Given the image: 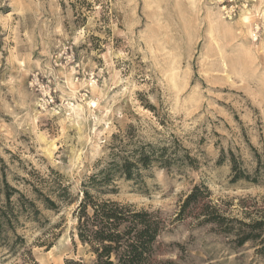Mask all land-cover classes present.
I'll return each instance as SVG.
<instances>
[{
  "label": "rangeland",
  "instance_id": "obj_1",
  "mask_svg": "<svg viewBox=\"0 0 264 264\" xmlns=\"http://www.w3.org/2000/svg\"><path fill=\"white\" fill-rule=\"evenodd\" d=\"M220 1L0 0V214L7 187L37 209L9 189L0 264L95 260L77 234L82 184L130 129L128 149L179 146L170 171L103 196L163 220L154 259L264 264V0H240L248 8L232 20ZM231 154L259 182L235 181ZM195 187L208 196L184 211Z\"/></svg>",
  "mask_w": 264,
  "mask_h": 264
},
{
  "label": "trees",
  "instance_id": "obj_2",
  "mask_svg": "<svg viewBox=\"0 0 264 264\" xmlns=\"http://www.w3.org/2000/svg\"><path fill=\"white\" fill-rule=\"evenodd\" d=\"M114 145L108 160L102 163L96 172L91 174L82 184L83 197L76 210L78 219L77 234L83 245H88L95 256V260L89 264H173L154 259L155 243L164 230V222L157 215L147 210H138L131 204H124L112 199H104L103 196L115 194L117 181H137L142 178V172L157 166L170 171L174 165L180 162L179 146L171 151L167 147H158L152 144L133 146L135 137L133 129H130ZM127 138V139H125ZM127 140V142H126ZM193 166L191 157L184 155ZM231 162L234 171V180H246L259 182L258 175L247 174L235 156L231 154ZM260 173V168L256 174ZM55 175V183L60 193L56 198L66 200L69 195V187L64 185L58 174ZM6 200L8 209L2 210L0 214V233L4 225H12L11 197L12 192L18 193L19 203L22 210L32 211L36 214V204L31 199L25 198L23 194L13 188L7 187ZM36 188V187H35ZM12 192H10V190ZM199 187H195L187 197L184 211L192 204L197 203L200 198L208 196ZM38 200L42 197L47 209H57L56 201L50 196H44L36 188ZM55 194V193H54ZM207 222L221 224L220 215L209 207L204 208ZM66 264H88L82 259L68 260Z\"/></svg>",
  "mask_w": 264,
  "mask_h": 264
},
{
  "label": "built area",
  "instance_id": "obj_3",
  "mask_svg": "<svg viewBox=\"0 0 264 264\" xmlns=\"http://www.w3.org/2000/svg\"><path fill=\"white\" fill-rule=\"evenodd\" d=\"M220 2L223 16L229 20L237 17L241 10L248 8V4L241 3L240 0H221ZM260 30L259 23L255 24L253 33L256 40L259 37ZM53 102L54 99L51 95H48V97L43 100L45 106H50Z\"/></svg>",
  "mask_w": 264,
  "mask_h": 264
},
{
  "label": "bare ground",
  "instance_id": "obj_4",
  "mask_svg": "<svg viewBox=\"0 0 264 264\" xmlns=\"http://www.w3.org/2000/svg\"><path fill=\"white\" fill-rule=\"evenodd\" d=\"M216 15H218V14H216Z\"/></svg>",
  "mask_w": 264,
  "mask_h": 264
}]
</instances>
